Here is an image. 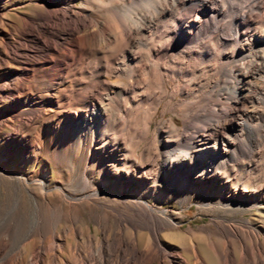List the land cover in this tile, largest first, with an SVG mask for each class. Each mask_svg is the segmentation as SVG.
I'll return each mask as SVG.
<instances>
[{
    "label": "bare ground",
    "instance_id": "1",
    "mask_svg": "<svg viewBox=\"0 0 264 264\" xmlns=\"http://www.w3.org/2000/svg\"><path fill=\"white\" fill-rule=\"evenodd\" d=\"M35 1L46 13L21 34L39 51L22 72L0 73L10 101L0 129L17 124L0 150V264H264V0H85L78 14L75 0ZM53 15L62 29L48 25ZM159 107L181 123L170 116L151 130ZM33 125L34 140L23 132ZM46 130L73 131L96 150L80 195L52 186L46 164L36 175L8 170ZM101 154L115 193L95 187ZM137 172L138 191L126 196ZM157 183L215 212L214 229L181 231L180 216L149 201ZM59 194L103 211L101 237L66 230L65 259L58 219L46 215ZM244 210L249 218L234 217ZM111 214L115 228L105 225Z\"/></svg>",
    "mask_w": 264,
    "mask_h": 264
},
{
    "label": "rangeland",
    "instance_id": "2",
    "mask_svg": "<svg viewBox=\"0 0 264 264\" xmlns=\"http://www.w3.org/2000/svg\"><path fill=\"white\" fill-rule=\"evenodd\" d=\"M40 1H47L54 4L52 0ZM62 1L64 3L68 2V0ZM84 2L85 0H75L72 10L78 14L79 11L85 9ZM38 13H46L44 3L38 5L35 0H0V73H9L13 76L22 72L24 70L23 63L30 60L39 51L34 44L30 43L26 37L21 34L25 29L24 23L31 17H37ZM57 16L58 15H53L49 18L48 25L52 30H60L63 28V24L59 22L60 18ZM14 61H18L21 64L17 65ZM8 87L9 86L6 84L2 85L0 83V91L2 92V97L0 99V118L2 116L3 107L10 102L6 97L9 92ZM158 111L157 117L154 119L156 123L153 122L151 130L155 127L157 122L166 121L170 116H172L178 124L181 123V120L175 114L165 112V115H163L160 112V107ZM45 121L48 122L49 119L45 118ZM16 125V122L13 123L12 126L6 123V127L0 129V150L5 146L4 137L8 133H11L13 131V126ZM156 127H159V125L157 124ZM39 131V126L33 125L23 132L26 136L34 140L38 136ZM39 139V149H35L30 155L12 158L8 163V170H17L27 175H36L38 171L43 169V164H46L52 172V186H54V183L60 182L62 186L70 192H73L74 189L71 187L73 186V188H75L73 193L75 195H80L81 187L77 182L80 180L86 165L92 160V154L95 149H90L87 143H81L80 135H78V133L74 134L73 131L55 133L46 130L44 135ZM143 143L144 142L137 145L136 150L139 148L137 151L138 153L143 149ZM101 155L103 157H94V168L96 171V175L94 176L96 182L95 187L103 188L106 192L115 193L118 191L120 181L111 175H107L106 173L108 172L102 169L101 166L108 160L106 156L103 154ZM36 158H38V160L35 161ZM22 159H27L23 166H21ZM29 159L32 160V162H29ZM110 164L114 165L116 169H122V163L116 161V159ZM139 176L140 174L137 172L130 177L131 185L127 189L126 196H131L138 191L140 183L138 184L137 180ZM2 182L5 185L4 181ZM101 183H107V185L100 187V185H102ZM11 184L10 182L6 183L7 186H11ZM155 185L157 186L156 194H153L149 201L154 206L163 208L167 211H173L178 217L180 216L178 225L181 231L191 229L195 230V233H200V229L205 226L214 229L213 219L216 216L215 212L203 210L200 205L191 203L190 201L187 202V199L182 200L180 197H182L184 193H176L167 183L166 185L164 184L166 187L164 185L161 186L160 183ZM159 185L162 188L158 187ZM27 186L33 188V185L29 184ZM163 189H165L166 194L160 195L159 192ZM3 190L4 192L1 199L7 197V192L4 188ZM54 192L55 191H52V193ZM24 193L26 196L28 195L26 191H24ZM61 195L62 194L50 196L52 206L46 209V215L50 217L55 214L58 219L59 227L56 242L61 244L60 251L63 252V259H65L64 249L66 246L64 242L68 240L66 230L70 226L81 227L83 229L89 227L90 233H95L96 236L101 237V230H99L96 220L101 217L103 211L93 203L86 204L87 201L72 200L70 202L68 200H62L60 197ZM41 199L45 201L43 197ZM252 211L253 210H244L241 211L242 213L238 212V214L235 213L233 215L234 217L249 218ZM6 220L7 217L1 219L0 226L5 224ZM105 225L115 228V219L112 214L111 218L107 219ZM50 232L49 238L54 233L51 229ZM142 240L143 238H140V241ZM30 250L31 249L28 248V251ZM200 250H202L203 253L208 251L204 244L200 245ZM55 255L60 257L58 253Z\"/></svg>",
    "mask_w": 264,
    "mask_h": 264
},
{
    "label": "clouds",
    "instance_id": "3",
    "mask_svg": "<svg viewBox=\"0 0 264 264\" xmlns=\"http://www.w3.org/2000/svg\"><path fill=\"white\" fill-rule=\"evenodd\" d=\"M105 6H107V5H105Z\"/></svg>",
    "mask_w": 264,
    "mask_h": 264
}]
</instances>
